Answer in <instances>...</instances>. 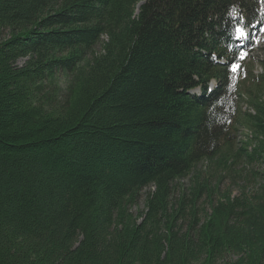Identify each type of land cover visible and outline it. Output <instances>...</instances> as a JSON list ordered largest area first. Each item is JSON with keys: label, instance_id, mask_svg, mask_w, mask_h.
Masks as SVG:
<instances>
[{"label": "trees", "instance_id": "trees-1", "mask_svg": "<svg viewBox=\"0 0 264 264\" xmlns=\"http://www.w3.org/2000/svg\"><path fill=\"white\" fill-rule=\"evenodd\" d=\"M240 26L264 0H0V264H264Z\"/></svg>", "mask_w": 264, "mask_h": 264}, {"label": "rangeland", "instance_id": "rangeland-1", "mask_svg": "<svg viewBox=\"0 0 264 264\" xmlns=\"http://www.w3.org/2000/svg\"><path fill=\"white\" fill-rule=\"evenodd\" d=\"M240 28H242L244 33H245V35L242 37L239 36V33H238V36L241 38V41L244 44L245 50L248 54L247 61H249V63L251 64V66L253 67V70L255 72L260 73L263 69L261 68V65L259 64L258 61L261 59H264V32L256 34L252 38H249V34H251V33L253 34L254 32H252L249 28L247 29L245 26H240ZM5 36L8 38V34H5ZM250 41H252V42L250 43ZM25 60L26 59H24V58L19 59L17 61V64L22 65V64H24ZM212 86H213V84H211L210 88H212ZM193 92L199 93L200 91L199 90H193ZM244 108L245 107L243 106V110H244ZM238 134L239 135H245L247 133H246V130L241 129L240 132H238ZM240 139H242V137H240ZM241 167H244L243 163L238 164L236 169H239ZM184 180H185L184 183H187V179H184ZM219 188L221 190L231 188L233 193H237V186L231 182L230 178L224 179L222 181V183L220 184ZM143 199L144 198H142L137 205H134L131 207L130 210L134 215H136L140 210L143 209V207H144V203H143L144 200ZM203 206L205 207L206 211H209V205L206 202L203 204Z\"/></svg>", "mask_w": 264, "mask_h": 264}, {"label": "snow or ice", "instance_id": "snow-or-ice-1", "mask_svg": "<svg viewBox=\"0 0 264 264\" xmlns=\"http://www.w3.org/2000/svg\"><path fill=\"white\" fill-rule=\"evenodd\" d=\"M235 31H236L237 33H239V36H241V37L245 35L243 29L240 28V27H237V28L235 29ZM246 55H247V53L244 52V51H242L241 54H240V59H243ZM237 68H238V65H236V64H233V65H232V71H233V72H235V71L237 70Z\"/></svg>", "mask_w": 264, "mask_h": 264}, {"label": "water", "instance_id": "water-1", "mask_svg": "<svg viewBox=\"0 0 264 264\" xmlns=\"http://www.w3.org/2000/svg\"><path fill=\"white\" fill-rule=\"evenodd\" d=\"M141 3H142V2H140V3L137 5V7H139V6L141 5Z\"/></svg>", "mask_w": 264, "mask_h": 264}, {"label": "bare ground", "instance_id": "bare-ground-1", "mask_svg": "<svg viewBox=\"0 0 264 264\" xmlns=\"http://www.w3.org/2000/svg\"><path fill=\"white\" fill-rule=\"evenodd\" d=\"M249 137V136H248Z\"/></svg>", "mask_w": 264, "mask_h": 264}]
</instances>
